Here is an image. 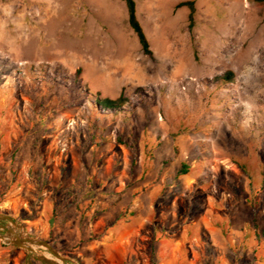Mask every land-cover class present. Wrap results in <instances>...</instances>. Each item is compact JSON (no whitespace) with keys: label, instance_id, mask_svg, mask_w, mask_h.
Returning <instances> with one entry per match:
<instances>
[{"label":"rangeland","instance_id":"rangeland-1","mask_svg":"<svg viewBox=\"0 0 264 264\" xmlns=\"http://www.w3.org/2000/svg\"><path fill=\"white\" fill-rule=\"evenodd\" d=\"M185 1L147 56L123 0H0V215L76 264H264V2Z\"/></svg>","mask_w":264,"mask_h":264},{"label":"water","instance_id":"water-1","mask_svg":"<svg viewBox=\"0 0 264 264\" xmlns=\"http://www.w3.org/2000/svg\"><path fill=\"white\" fill-rule=\"evenodd\" d=\"M0 240L7 245L23 249L28 255L43 264H68L69 262L76 264L75 261L61 255L48 242L31 236L24 225L7 215H0ZM39 248L47 250L61 262L43 255L38 251Z\"/></svg>","mask_w":264,"mask_h":264},{"label":"trees","instance_id":"trees-1","mask_svg":"<svg viewBox=\"0 0 264 264\" xmlns=\"http://www.w3.org/2000/svg\"><path fill=\"white\" fill-rule=\"evenodd\" d=\"M126 4L127 7V11H128V21H129V25L131 27V29L134 31V33L136 34L139 43L141 45L142 51L145 55L147 56H152V50L150 48V43L148 41V38L145 34V31L138 19L137 16V7H136V2L135 0H123ZM258 2H264V0H256ZM178 8L181 7H187L190 11L189 13V20H190V27L193 28L194 26V18H195V14H196V7H195V0H190V1H185L182 3H179ZM80 71V70H79ZM78 71V72H79ZM229 77L233 76V73H228L227 74ZM125 99H123V97L121 96L120 98L116 99V100H112L109 98L103 99V100H99L98 101V105H100L103 109H107V110H113L116 109L117 107H120L124 104ZM187 166L183 165V171L182 174H187Z\"/></svg>","mask_w":264,"mask_h":264},{"label":"clouds","instance_id":"clouds-1","mask_svg":"<svg viewBox=\"0 0 264 264\" xmlns=\"http://www.w3.org/2000/svg\"><path fill=\"white\" fill-rule=\"evenodd\" d=\"M245 107H246V108H248V107H250V106H248V105H245Z\"/></svg>","mask_w":264,"mask_h":264},{"label":"bare ground","instance_id":"bare-ground-1","mask_svg":"<svg viewBox=\"0 0 264 264\" xmlns=\"http://www.w3.org/2000/svg\"><path fill=\"white\" fill-rule=\"evenodd\" d=\"M57 261H59V260H57ZM59 262H61V261H59Z\"/></svg>","mask_w":264,"mask_h":264},{"label":"flooded vegetation","instance_id":"flooded-vegetation-1","mask_svg":"<svg viewBox=\"0 0 264 264\" xmlns=\"http://www.w3.org/2000/svg\"><path fill=\"white\" fill-rule=\"evenodd\" d=\"M1 232H3V231H1Z\"/></svg>","mask_w":264,"mask_h":264}]
</instances>
